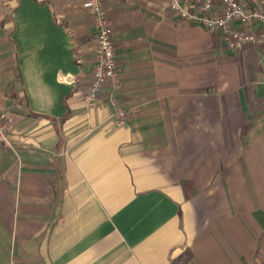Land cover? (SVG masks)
<instances>
[{
  "label": "crops",
  "instance_id": "1",
  "mask_svg": "<svg viewBox=\"0 0 264 264\" xmlns=\"http://www.w3.org/2000/svg\"><path fill=\"white\" fill-rule=\"evenodd\" d=\"M84 1L0 0V264H264V47L106 0L122 88L89 103Z\"/></svg>",
  "mask_w": 264,
  "mask_h": 264
},
{
  "label": "built area",
  "instance_id": "2",
  "mask_svg": "<svg viewBox=\"0 0 264 264\" xmlns=\"http://www.w3.org/2000/svg\"><path fill=\"white\" fill-rule=\"evenodd\" d=\"M170 10L181 19L220 34L227 48L236 50L245 46L264 47V0H166ZM84 5L93 14L97 34L98 61L92 73L88 102L95 101L104 87L111 83L122 88L120 67L115 52L112 28L106 0H85ZM116 120L126 124L127 112L116 110ZM14 117L0 105V142L13 147Z\"/></svg>",
  "mask_w": 264,
  "mask_h": 264
}]
</instances>
